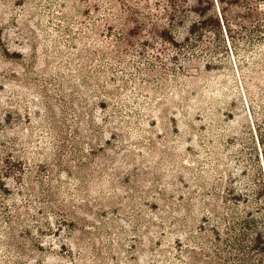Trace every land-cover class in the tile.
Returning <instances> with one entry per match:
<instances>
[{"label":"rangeland","instance_id":"rangeland-1","mask_svg":"<svg viewBox=\"0 0 264 264\" xmlns=\"http://www.w3.org/2000/svg\"><path fill=\"white\" fill-rule=\"evenodd\" d=\"M170 4L0 0V264H264V0Z\"/></svg>","mask_w":264,"mask_h":264},{"label":"trees","instance_id":"trees-1","mask_svg":"<svg viewBox=\"0 0 264 264\" xmlns=\"http://www.w3.org/2000/svg\"><path fill=\"white\" fill-rule=\"evenodd\" d=\"M170 5H172V3H174L175 0H166Z\"/></svg>","mask_w":264,"mask_h":264}]
</instances>
